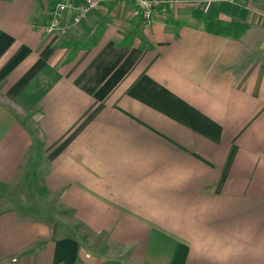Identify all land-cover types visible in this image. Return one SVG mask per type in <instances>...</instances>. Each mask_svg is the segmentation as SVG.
Returning a JSON list of instances; mask_svg holds the SVG:
<instances>
[{
	"label": "crops",
	"instance_id": "0c3cea01",
	"mask_svg": "<svg viewBox=\"0 0 264 264\" xmlns=\"http://www.w3.org/2000/svg\"><path fill=\"white\" fill-rule=\"evenodd\" d=\"M54 2L0 0V264H264V0Z\"/></svg>",
	"mask_w": 264,
	"mask_h": 264
},
{
	"label": "built area",
	"instance_id": "2783aa9c",
	"mask_svg": "<svg viewBox=\"0 0 264 264\" xmlns=\"http://www.w3.org/2000/svg\"><path fill=\"white\" fill-rule=\"evenodd\" d=\"M114 1H126L132 4L133 17L149 23L165 11L166 5H200L202 12L219 0H55L49 9V20L39 28L45 32L66 33L72 26H77L94 10Z\"/></svg>",
	"mask_w": 264,
	"mask_h": 264
},
{
	"label": "trees",
	"instance_id": "16d2710c",
	"mask_svg": "<svg viewBox=\"0 0 264 264\" xmlns=\"http://www.w3.org/2000/svg\"><path fill=\"white\" fill-rule=\"evenodd\" d=\"M193 15L204 24L207 31L213 34L238 35L246 29L244 24L236 22L224 23L206 15L200 10L194 11Z\"/></svg>",
	"mask_w": 264,
	"mask_h": 264
},
{
	"label": "rangeland",
	"instance_id": "374dc122",
	"mask_svg": "<svg viewBox=\"0 0 264 264\" xmlns=\"http://www.w3.org/2000/svg\"><path fill=\"white\" fill-rule=\"evenodd\" d=\"M30 186H31V184H24L23 186L21 184H17L16 186H13V189L11 191V193H13L15 195L14 197H12L13 201L14 202L19 201V199L23 200L26 193L30 191L29 190Z\"/></svg>",
	"mask_w": 264,
	"mask_h": 264
}]
</instances>
